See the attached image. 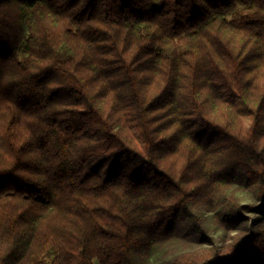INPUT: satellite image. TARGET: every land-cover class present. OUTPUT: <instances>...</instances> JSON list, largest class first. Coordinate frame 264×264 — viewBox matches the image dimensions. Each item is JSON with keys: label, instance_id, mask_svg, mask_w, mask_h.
I'll use <instances>...</instances> for the list:
<instances>
[{"label": "trees", "instance_id": "1", "mask_svg": "<svg viewBox=\"0 0 264 264\" xmlns=\"http://www.w3.org/2000/svg\"><path fill=\"white\" fill-rule=\"evenodd\" d=\"M156 256L264 264V0H0V264Z\"/></svg>", "mask_w": 264, "mask_h": 264}, {"label": "rangeland", "instance_id": "2", "mask_svg": "<svg viewBox=\"0 0 264 264\" xmlns=\"http://www.w3.org/2000/svg\"><path fill=\"white\" fill-rule=\"evenodd\" d=\"M213 235L214 237H217L218 234H213ZM157 262H158V256L152 259V264H157Z\"/></svg>", "mask_w": 264, "mask_h": 264}]
</instances>
